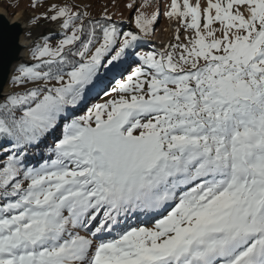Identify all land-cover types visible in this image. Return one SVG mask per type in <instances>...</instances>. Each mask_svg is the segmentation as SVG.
I'll return each mask as SVG.
<instances>
[{"label":"snow or ice","instance_id":"6c2138e0","mask_svg":"<svg viewBox=\"0 0 264 264\" xmlns=\"http://www.w3.org/2000/svg\"><path fill=\"white\" fill-rule=\"evenodd\" d=\"M93 7L30 17L59 30L0 84V264H264V0Z\"/></svg>","mask_w":264,"mask_h":264},{"label":"water","instance_id":"95a60500","mask_svg":"<svg viewBox=\"0 0 264 264\" xmlns=\"http://www.w3.org/2000/svg\"><path fill=\"white\" fill-rule=\"evenodd\" d=\"M40 14L26 8L11 16L5 7L0 6V84L5 90L10 87L8 81L18 64L30 62L27 48L32 39H39L41 33L54 35L59 30L55 22L41 20L38 25L29 22L30 17Z\"/></svg>","mask_w":264,"mask_h":264},{"label":"rangeland","instance_id":"374dc122","mask_svg":"<svg viewBox=\"0 0 264 264\" xmlns=\"http://www.w3.org/2000/svg\"><path fill=\"white\" fill-rule=\"evenodd\" d=\"M166 0H164V3H167L168 0L165 2ZM52 2H57V0H47V2L45 3L44 0H42V7L39 8H32L31 4H32V0H0V6L1 7H5L9 14L11 16L15 15L18 11L22 10V9H26L29 8L32 11H34L35 13H43L48 4L52 3ZM73 2H77L79 3L80 0H73ZM84 2L86 3H92L94 5V7L92 8L93 14L94 15H99L102 11V7L103 5L107 4L108 5V11L109 13L112 15V18L114 21L120 22L123 21L120 26L123 30H128L129 28L132 27V25L130 24V16L132 15L131 13H129L128 9L125 7V5L129 2V0H84ZM157 0H153V3H156ZM148 12H151L154 10V7H148L146 9H144ZM161 11H163V9H161ZM162 17V19H161ZM160 19H159V23L156 25V29H155V34L153 36H151L150 38H148V40L145 42L144 47L141 48V51H148L150 50L152 47H156L159 48L161 45L167 43L170 39H171V34L173 31V28L175 27V25H172L170 27L169 25V21L167 20L166 17H164L161 15ZM60 37H56V39H59ZM52 43H55V40L52 41ZM124 67H126V65H121L118 66V72L123 69ZM115 69V68H114ZM115 73V76H110L108 77V79H106L104 82L107 83V86L105 89L110 90L111 88V84L110 81L112 79V77H115L116 79H119L120 76L117 75V68L116 70L113 71ZM112 72V73H113ZM98 88L94 89L92 93H90L89 98L86 102H84L75 112V114H80V112L82 113V111L87 110V108H89L90 106H92V104L97 103L98 98L100 97L101 93L103 92L102 90L97 91ZM102 91V92H101ZM99 93V96L97 95V93ZM96 93V95H95ZM54 135L49 136V137H54ZM132 219V221H134V217L130 218ZM127 223H129V221H127Z\"/></svg>","mask_w":264,"mask_h":264},{"label":"trees","instance_id":"16d2710c","mask_svg":"<svg viewBox=\"0 0 264 264\" xmlns=\"http://www.w3.org/2000/svg\"><path fill=\"white\" fill-rule=\"evenodd\" d=\"M166 1H167V0H166ZM166 1H165V2H166ZM161 19H162V17H161ZM163 19H164V16H163ZM116 68H117V72H118L119 69H118V67H116ZM116 68L113 69L112 72H113L114 70H116ZM122 70H123V69H121V70L117 73V75H119V73H120ZM112 72H110V73L108 74V76H107L106 79H108V77L110 76V74H111V76H112V74H113V76H115V73H114V72L112 73ZM106 79H104L103 81L100 82V84L97 86V88H98L97 91H100V90L106 88L107 83L104 82ZM109 91H110V90H109ZM101 92H102V91H101ZM96 93H98V92H96ZM96 93H95V95H96ZM102 99H103V92L101 93L100 97L98 98L97 103L102 102ZM90 107H91V106H90ZM85 112H86V110L82 111V113L80 112V114L77 113L76 115H83ZM54 138H55V136L52 137V138L49 137V138H48V142L51 143V141H52ZM30 159H32V162L35 163L36 160L39 159V157H38V156L35 157V158H31V157H30ZM41 162H42V161H41Z\"/></svg>","mask_w":264,"mask_h":264}]
</instances>
